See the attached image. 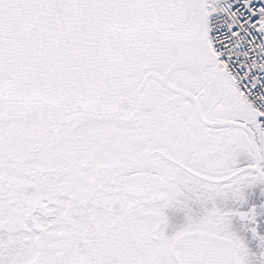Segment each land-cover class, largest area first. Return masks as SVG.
<instances>
[{"label": "snow or ice", "instance_id": "snow-or-ice-1", "mask_svg": "<svg viewBox=\"0 0 264 264\" xmlns=\"http://www.w3.org/2000/svg\"><path fill=\"white\" fill-rule=\"evenodd\" d=\"M0 264H264V0H0Z\"/></svg>", "mask_w": 264, "mask_h": 264}]
</instances>
